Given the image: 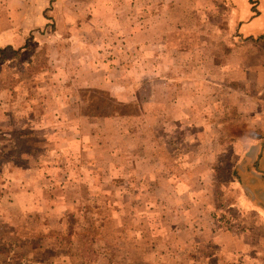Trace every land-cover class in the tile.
Here are the masks:
<instances>
[{
  "label": "rangeland",
  "instance_id": "374dc122",
  "mask_svg": "<svg viewBox=\"0 0 264 264\" xmlns=\"http://www.w3.org/2000/svg\"><path fill=\"white\" fill-rule=\"evenodd\" d=\"M230 11L0 0V264H237L264 244L234 187L264 111L258 75L253 106L221 71Z\"/></svg>",
  "mask_w": 264,
  "mask_h": 264
},
{
  "label": "crops",
  "instance_id": "0c3cea01",
  "mask_svg": "<svg viewBox=\"0 0 264 264\" xmlns=\"http://www.w3.org/2000/svg\"><path fill=\"white\" fill-rule=\"evenodd\" d=\"M228 2L231 8L230 29L236 35L229 40L231 49L226 55L229 65L227 67L222 65L221 71H229L232 74L230 76L234 78L237 73L241 74L238 76L240 75L239 78L246 87V105L250 97L247 86L253 85L251 76L258 75L256 83L261 88L256 92L260 98L257 104L259 109L264 111V0H228ZM232 82L234 81H230V84ZM251 99L250 102L253 101L254 106V99ZM250 150L245 154L243 164L235 176L234 187L240 196L241 206L254 216L259 215L264 222V165L261 167L259 163L260 157L264 154V141L261 145H252ZM252 228L254 229L253 226ZM253 229H249L248 233L256 236ZM252 239L248 240V246H239L232 250L235 261H238L237 264L264 263V244L255 245Z\"/></svg>",
  "mask_w": 264,
  "mask_h": 264
}]
</instances>
